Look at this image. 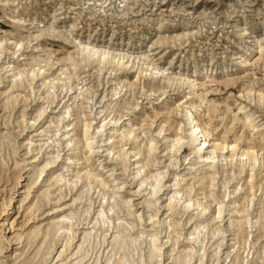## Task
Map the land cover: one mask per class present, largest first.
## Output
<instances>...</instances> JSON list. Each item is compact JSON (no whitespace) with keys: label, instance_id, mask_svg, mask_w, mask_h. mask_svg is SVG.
<instances>
[{"label":"rangeland","instance_id":"374dc122","mask_svg":"<svg viewBox=\"0 0 264 264\" xmlns=\"http://www.w3.org/2000/svg\"><path fill=\"white\" fill-rule=\"evenodd\" d=\"M0 264H264V0H0Z\"/></svg>","mask_w":264,"mask_h":264},{"label":"bare ground","instance_id":"6f19581e","mask_svg":"<svg viewBox=\"0 0 264 264\" xmlns=\"http://www.w3.org/2000/svg\"><path fill=\"white\" fill-rule=\"evenodd\" d=\"M187 126V131H186V136L179 135L176 140H174V144L178 146H182V144L185 143L187 140L188 144L191 146H194V149L196 150L197 153L202 154L204 150L206 149L207 146V140L205 139L202 141L201 138V133H203V130L199 127L198 124L195 123L193 119V115L190 112H187L184 116V126ZM88 137L85 136V140H87ZM216 148H219L217 146ZM152 149V144L149 145V151ZM223 149H225V145H223ZM242 156H248L249 158H253L256 160L257 156L256 155H251L249 151H245ZM203 160V158H201ZM153 177V181H151L152 184V193L155 194L157 193L158 189L160 188L162 184V177L160 175H152L150 178ZM191 199H189V202ZM219 215H221V206L219 207ZM6 225V221L4 223ZM163 230V228H161ZM159 232H156L153 237H152V242H151V251L152 253L160 257L161 256V242L159 240ZM162 238V236H161ZM162 240V239H161ZM199 244H201V240H199Z\"/></svg>","mask_w":264,"mask_h":264}]
</instances>
